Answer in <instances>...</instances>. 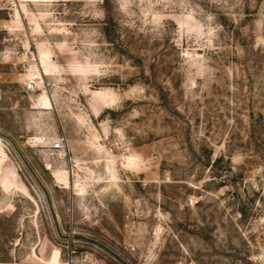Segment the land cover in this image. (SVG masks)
Masks as SVG:
<instances>
[{
    "label": "rangeland",
    "instance_id": "rangeland-1",
    "mask_svg": "<svg viewBox=\"0 0 264 264\" xmlns=\"http://www.w3.org/2000/svg\"><path fill=\"white\" fill-rule=\"evenodd\" d=\"M0 21V264H264V0Z\"/></svg>",
    "mask_w": 264,
    "mask_h": 264
},
{
    "label": "built area",
    "instance_id": "built-area-1",
    "mask_svg": "<svg viewBox=\"0 0 264 264\" xmlns=\"http://www.w3.org/2000/svg\"><path fill=\"white\" fill-rule=\"evenodd\" d=\"M3 29H4V25H3V23L0 21V31H2ZM25 87H26V90H28V91H31V90L34 89L33 84L30 83V82L27 83V84L25 85ZM65 144H66V140H65V138H64L63 136H60V137H58V138L52 140V142H51V148H52L53 150H55V151H61V150L64 149ZM190 204H192V201H190Z\"/></svg>",
    "mask_w": 264,
    "mask_h": 264
}]
</instances>
